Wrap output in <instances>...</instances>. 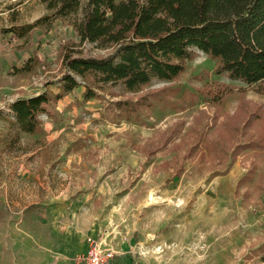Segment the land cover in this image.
Wrapping results in <instances>:
<instances>
[{
	"label": "rangeland",
	"instance_id": "obj_1",
	"mask_svg": "<svg viewBox=\"0 0 264 264\" xmlns=\"http://www.w3.org/2000/svg\"><path fill=\"white\" fill-rule=\"evenodd\" d=\"M46 15L41 0H0V32ZM71 50L108 53L62 21L28 44L1 33L0 110L58 93ZM216 68L199 53L176 81L88 102L84 84L13 148L0 123V264H79L95 243L116 264H264V93ZM144 97L132 115L115 107Z\"/></svg>",
	"mask_w": 264,
	"mask_h": 264
},
{
	"label": "trees",
	"instance_id": "obj_2",
	"mask_svg": "<svg viewBox=\"0 0 264 264\" xmlns=\"http://www.w3.org/2000/svg\"><path fill=\"white\" fill-rule=\"evenodd\" d=\"M41 1L48 15L32 24L3 28L0 34L28 44L36 30L50 31L56 21H62L73 27L80 45L90 44L108 53L83 56L77 50L66 51V72L58 82V93L48 90L19 98L8 104L6 112L0 110V123L10 128L11 148L20 145L24 135L44 136L43 117L53 122L51 107L84 84L91 85L83 92L84 102L97 99L95 89L106 86L121 85L125 93L135 95L154 80H178L199 53L216 62L217 75L258 86L264 93V0ZM30 65L17 72H31ZM147 103L144 97L136 102L118 101L115 107L132 115ZM254 121L246 119L245 129ZM245 145L241 151L250 144Z\"/></svg>",
	"mask_w": 264,
	"mask_h": 264
},
{
	"label": "built area",
	"instance_id": "obj_3",
	"mask_svg": "<svg viewBox=\"0 0 264 264\" xmlns=\"http://www.w3.org/2000/svg\"><path fill=\"white\" fill-rule=\"evenodd\" d=\"M116 259V254L102 244H92L79 264H111Z\"/></svg>",
	"mask_w": 264,
	"mask_h": 264
},
{
	"label": "crops",
	"instance_id": "obj_4",
	"mask_svg": "<svg viewBox=\"0 0 264 264\" xmlns=\"http://www.w3.org/2000/svg\"><path fill=\"white\" fill-rule=\"evenodd\" d=\"M117 258L111 263V264H116Z\"/></svg>",
	"mask_w": 264,
	"mask_h": 264
}]
</instances>
